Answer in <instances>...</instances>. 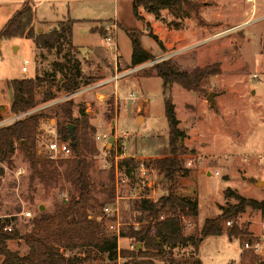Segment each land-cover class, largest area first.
<instances>
[{"label":"rangeland","instance_id":"obj_1","mask_svg":"<svg viewBox=\"0 0 264 264\" xmlns=\"http://www.w3.org/2000/svg\"><path fill=\"white\" fill-rule=\"evenodd\" d=\"M23 2L24 0L21 1ZM130 3L129 0L41 2L37 11V19L41 22L35 23L37 32L49 33L60 23L66 25L69 20L61 21L67 17L75 21V43L85 45V48H79V53L82 59L88 61L82 66L84 75L81 87L78 91L67 94L57 86L63 82V75L56 70L54 64L66 63L63 57L72 53L67 46L58 55L54 50L39 51L32 40H3L0 43L2 106L6 107L11 101L9 91L2 93L7 80L35 77L46 80L37 94V113L46 116L40 123L37 151L44 149L45 144L53 139L51 131L61 137L55 117L59 106L71 103L74 119H80V112L83 110L85 119L93 128L88 139L96 148V156L90 159L93 162L90 181L92 196L99 205L97 204L93 214L100 219L97 222L102 224L108 237H113L109 230L112 224L120 223V231L127 226H134L135 230L139 228L138 224H133L136 215L132 214L136 197L138 199L150 195L152 201H156L166 193L163 178L156 170L146 168L145 165L169 155V130L164 104L166 98L172 100L179 120V130L182 133L177 138L181 148L179 158L183 168L188 170L185 178L178 177L181 188L179 192L197 201L199 228L207 219L218 216L221 207L235 204L234 199H225L224 192L227 190L236 191L246 199L264 201V80H252V75L262 72L264 67V20H261L264 16V1L258 3L253 18L256 21L246 25L245 22L251 18L248 14L250 6L243 0H218L208 4L196 2L200 6L199 21L194 18L176 19L167 10H161L155 16L144 7L138 9L136 18ZM18 4L17 1L0 2V31L9 21L14 6ZM115 17L121 25L117 39L121 54L118 73L142 68L116 83L93 88L100 82L110 80L115 72L105 76L96 72L98 68H103L99 64L95 69L93 51L86 49V46L97 42L102 47V43L98 37L91 39L90 29ZM149 29L162 36L165 43L170 44L169 49L160 50L155 46L148 36ZM133 30L142 34L141 45L145 51L153 54L156 52L155 61L134 68L127 63L131 56L127 31ZM100 36L104 39V30ZM104 45L107 46L105 42ZM107 49L112 54V50ZM164 60H170L182 72L191 73L195 69L210 67L218 69L219 73L207 78L197 92H188L173 85L165 96L162 80L153 71V66ZM22 68H26V73L22 72ZM53 80L57 83L52 89L55 99L44 102L45 93L52 88L49 82ZM132 93L135 101L130 100ZM210 93L215 94L213 107L207 101ZM56 101L58 103L55 104ZM6 109L0 122H7V125L15 116L10 113L9 108ZM113 130L112 144L109 139L108 142L96 139L101 135H108L110 138ZM115 145L118 150L125 152L124 160L139 162L133 178L129 176L125 184L121 183L123 178L120 174L117 176L113 168L111 158L114 156ZM108 150L111 151L107 155L109 157L106 156ZM17 151L11 165L0 162V168L4 170L0 180V220L18 236L16 240L7 241L8 250L24 257L28 253L25 236L32 230V220L39 213L52 214L59 210L64 201L72 196L73 190L63 178L59 179L57 185L48 187L38 179H32L33 173L26 154L21 149ZM38 156L50 159L47 151ZM73 159L74 154L69 159L50 160L58 165L59 162H70ZM141 164H144L143 170L146 171L144 175L139 172L142 170ZM63 170L58 165V171ZM19 171L22 173L19 174ZM149 182L153 184L154 195L147 187ZM119 198V206H115ZM121 205L129 209V213L124 209L126 213L122 216L123 219H119ZM115 207L118 214L105 215V208ZM24 211H30L32 217L24 218ZM233 222L244 230V235L232 241L226 235L207 237L198 252L202 264H239L242 253L255 256L257 264L264 263V213L247 209L242 216L230 221L231 226ZM225 227L228 228L227 223ZM195 230L196 227L189 223L185 234L193 235ZM255 242L260 245L258 254L245 249L247 243ZM120 245L124 248L126 243L122 241ZM76 253L67 255L74 256ZM195 253L193 248L178 249L172 252L171 258L174 264H191L195 261ZM93 257L98 264H107L106 255L94 253ZM2 262L3 258L0 256V264ZM156 264L164 263L157 261Z\"/></svg>","mask_w":264,"mask_h":264},{"label":"trees","instance_id":"obj_2","mask_svg":"<svg viewBox=\"0 0 264 264\" xmlns=\"http://www.w3.org/2000/svg\"><path fill=\"white\" fill-rule=\"evenodd\" d=\"M140 7H144L155 16L161 10H167L176 19L194 18L199 21L201 17L199 4L190 0H134L133 12L136 18ZM33 20V6L24 3L0 31V43L3 40L28 39L34 42L38 50H54L61 55L64 46H67L72 53L76 51L72 45V21L69 20L66 25L60 23L49 33H38ZM127 36L132 51L131 67L156 60L142 48L141 33L134 30L127 31ZM148 36L161 49L163 48L150 30ZM72 53L63 57L65 64H54L56 70L63 75V82L61 81L57 86L67 94L78 91L82 84L81 64ZM153 71L162 80L165 96L173 85H178L188 92H197L201 90L202 83L207 78L219 73L218 69L210 67L195 69L191 73L182 72L170 60L155 64ZM45 83L46 80L39 77L8 82L7 86L13 92L10 113L18 117L35 110L38 107V90ZM49 83L52 88L45 93L44 102L55 99L52 89L57 83L54 80ZM164 104L169 130V155L147 162L145 165L146 168L156 170L163 178L166 193L156 201L140 199L133 202L132 211L136 215L135 224H138L139 228L135 230L134 226H127L120 231V238L129 239L135 245L134 250L119 252L123 260L122 264H156L157 261L174 264L171 258L174 249L191 244L198 253L201 241L207 237L226 235L229 239L238 238L244 235V230L235 222L226 228V223L236 220L247 209L264 213V201L246 199L236 191L227 190L224 192L225 199H234L235 204L226 208L221 207L218 216L207 219L203 227L196 230L194 235L185 236V229L189 223L197 225L198 203L195 199L183 196L179 192L181 188L178 177L185 178L188 175V170L183 168L179 158L181 148L178 146L177 138L182 136V133L179 130V120L172 100L166 98ZM45 117L41 113H35L0 127V162L11 165L16 150L21 149L29 160L32 179L34 177L48 187L57 185L59 179L63 178L72 187L73 194L56 212L39 213L32 220V230L25 236L28 253L24 257L8 250L7 241L16 240L18 236L13 232H5L4 228L7 225L0 220L2 264H98L93 257L94 253L106 255L107 264H117L118 238L106 236L102 224L97 222V216L93 214L98 204L92 196L90 181V172L93 170V162L90 159L96 156V148L88 139L89 132L93 131V128L85 119L83 110L80 112L81 118L74 119L71 103L58 107L55 117L60 140L67 143L74 154L72 161L59 162L58 165L64 168L63 172H60L55 161L38 156L37 137L40 123ZM71 124L74 125L73 142L68 129V125ZM24 142L27 143V147ZM138 165L139 162L124 160L119 163V168L125 175L133 178ZM3 175L4 170L0 168V180ZM74 252H77L74 256L67 255ZM193 264H201V262L196 258ZM240 264H257V260L252 254L242 253Z\"/></svg>","mask_w":264,"mask_h":264},{"label":"built area","instance_id":"obj_3","mask_svg":"<svg viewBox=\"0 0 264 264\" xmlns=\"http://www.w3.org/2000/svg\"><path fill=\"white\" fill-rule=\"evenodd\" d=\"M193 1L201 3V4H208V3L217 2L218 0H193ZM243 1L250 6V9L248 10V14L251 15V18L245 22V25H246L248 23L256 21L253 18L255 16L256 12H257L258 3L261 2V1H264V0H243ZM261 20H264V16L262 17ZM116 32H117V27L114 24H108L107 26L104 27V33H105L104 42L106 43L107 47L112 50V56H113L114 62H115V73H114V76L110 80H106V81L100 82L99 84H97L93 88H96V87L99 88V87L105 86V85H107L109 83H113V82L116 83L118 80H121L123 78H126V77L130 76L131 74L136 73L137 71H139L142 68V67L134 68V69H131V70L126 71L124 73H120V74L118 73L117 69H118V64H119V61H118V59H119V50H118V46H117V42H116ZM22 72H26V68H22ZM261 79L264 80V67L262 69V72H260V73L259 72H255L252 75V80L255 81V82H258ZM130 100L131 101H135L134 93L131 94ZM57 101L55 102V104L60 102L61 100L58 101V102ZM37 112H38V110L35 109V110L31 111V112H28L26 114H23V115H20L18 117H15L12 120H10L8 122V124L13 122V121H15V120L21 119V118H23V117H25L27 115L35 114ZM6 123H1L0 122V127L6 125ZM51 133L53 134V139L50 141V143L47 146V152L50 154V159L58 160V159H69V158H71L72 155H73L71 147L67 143L62 142L60 140L59 135L57 133H55L54 131H51ZM96 139L98 141L108 142L109 136L108 135H101V136H97ZM110 152L111 151L108 150V152L106 153V156L109 155ZM113 154H114V156L111 159H113V164H114L113 168L115 170V174L117 176H118V174H120V176L123 178L121 180V183L125 184L127 182L128 178H129V176L125 175L123 172L119 171L120 169H119V166H118V164L121 161L124 160L125 152L122 149L118 150V147L115 145L114 148H113ZM107 157H109V156H107ZM140 167L142 168V170L144 169L143 164H141ZM18 173L21 174L22 171H19ZM215 175L218 176V173H216ZM118 186H119V184H118ZM104 212H105L106 216L115 215V214L118 213V209H117V207L112 208V209L105 208ZM22 216L24 218H26V219H30L32 217V214L30 213V211H24L22 213ZM227 226L230 227L231 223L230 222L227 223ZM119 227H120L119 225H115V224H112V225L109 226V230L118 239H119V235H120V228ZM4 231L10 233L13 230L9 226H6L4 228ZM134 249H135V245L131 244L130 250H134ZM245 249L250 250V251H252L255 254H258L260 252V245H259L258 242H255V243H252V244H248L247 243L245 245ZM121 261H122V259L120 257L119 252H118L117 264H121Z\"/></svg>","mask_w":264,"mask_h":264},{"label":"crops","instance_id":"obj_4","mask_svg":"<svg viewBox=\"0 0 264 264\" xmlns=\"http://www.w3.org/2000/svg\"><path fill=\"white\" fill-rule=\"evenodd\" d=\"M4 1H6V2H11V1H17V2H19V4L17 5V6H14V8H13V10H12V12L10 13V18H9V20L11 19V17L14 15V13L16 12V11H18V10H20L21 9V7L23 6V4L24 3H30L32 6H33V8H34V20H33V24H34V26H35V23L37 22V21H39L38 19H37V11H38V7H39V5H40V3L41 2H44V1H52V0H24V2L23 3H21V1H23V0H0V2H4ZM27 1V2H26ZM33 2V3H31V2ZM113 1H115V2H117L118 0H113ZM131 3H130V7L133 9V1L134 0H129ZM54 8V7H53ZM65 20H70V21H72L73 22V26H72V45H73V47L75 48V52H73L72 53V55H74V57L80 62V64H81V77H83V69H82V66H83V64L85 63V61H87V60H84V59H82L81 57H80V53H79V48H85V47H83V46H85V45H77L76 43H75V37H74V34H73V28H74V24H75V21L74 20H71L69 17H67L66 19H64V20H62L61 22H63V21H65ZM39 22H41V21H39ZM113 22V23H112ZM149 22L150 23H152V21L151 20H149ZM108 24H114L116 27H117V32H116V42H117V39H118V33H119V31H121L120 29V22H119V19L118 18H114V19H112V20H110L109 22H105V23H100V24H98L97 26H95V27H93V28H91L90 29V37H91V39L94 37H98V38H100L101 39V43H102V47H99L98 46V44H97V42H94V44L92 45L91 43H90V45H87L86 46V49H89L90 48V50L91 51H93L92 52V55H93V58L95 59V64H96V66H95V69H97V67H98V65L100 64L101 65V67L103 68V69H99L98 68V70H96V72L99 74V75H107V74H110V73H112V71H114L115 72V62H114V58H113V56H112V54H111V52L109 51L108 52V49H107V46H105L104 45V39H102V37L100 36V34L102 33V31L104 30V27L105 26H107ZM152 27H154L155 28V26L152 24ZM120 28V29H119ZM149 28H150V26H149ZM157 38H158V40H159V42H160V44H161V46L163 47L162 49L159 47V45L157 44V43H155L153 40V42L155 43V46H157L160 50H165V48L166 49H169V47H170V44H167V43H165V41L162 39V36H160L159 34H156V33H154L151 29H149ZM38 33H39V31H38ZM151 39V38H150ZM106 44V43H105ZM117 46H118V44H117ZM156 48V47H155ZM119 50V49H118ZM40 51V50H39ZM132 52V51H131ZM146 52H148V51H146ZM149 54H151L152 56H154V57H157L156 56V52H155V54H153V53H150V52H148ZM119 55H121L120 53H119ZM84 60V61H83ZM88 62V61H87ZM89 62H92L93 63V60H90ZM127 63H131V56H130V60L127 62ZM95 71V70H94ZM26 73V72H25ZM35 75H36V68H35ZM83 79V78H82ZM124 79V78H123ZM17 80H23V79H17ZM122 80V79H121ZM10 81H13V80H7L6 82H5V88H4V90L2 91V93H4V91H9V94L11 93V101H9V103H7L8 105L6 106V108H9L10 109V106H11V102H12V97H13V92H12V90L11 89H9L8 88V86H7V83L8 82H10ZM119 81V80H118ZM115 90H116V88H115ZM1 97H2V95L0 96V106H2V104H3V101H2V99H1ZM7 110V109H6ZM6 112V111H5ZM4 114V113H3ZM2 114V115H3ZM40 143V142H39ZM40 145H41V143H40ZM47 146H48V144H45V146H44V149H39L38 150V154H41V153H43V151H47ZM18 153V151L16 150V154ZM15 154V155H16ZM140 170V169H139ZM141 174H145V172L146 171H144V170H140L139 171ZM139 173V174H140ZM147 187L149 188V190H150V192H151V194H155V191H154V189H153V184L151 183V182H149L148 184H147ZM143 197H145V199L146 200H151L152 201V197L150 196V195H145V196H143ZM143 197H140V198H138L137 199V197L135 198V200H139V199H142ZM121 199H123V198H121ZM144 199V198H143ZM119 200H120V198L118 199V200H116L115 202V206L116 205H118L119 206ZM121 201V200H120ZM129 213V209H128V207L127 208H125V207H122V205H121V207H120V214H119V219L123 216V215H125V210ZM124 211V212H123ZM118 214V213H117ZM132 214H135L134 212L132 213ZM115 216V215H114ZM124 217V216H123ZM123 217H122V219H123ZM98 217H96V220L97 221H100V219H97ZM135 223V221L133 222V224ZM116 225H121L120 223H117ZM191 225V224H190ZM204 225V224H203ZM109 226V225H108ZM195 227H196V230H200L202 227H200L199 228V226H198V220H197V225H194ZM187 228V227H186ZM195 230V231H196ZM194 235V234H193ZM114 236V235H113ZM185 236L186 237H189V236H192V235H188V234H185ZM234 238H232V239H230V241H232ZM206 239H204L203 241H201V243H200V245H199V248H200V246H201V244L205 241ZM122 241H124L125 243H126V245H125V247L123 248L121 245H120V242H122ZM131 244H133V243H131V240H129V239H124V238H120L119 237V239H118V252H120V251H124V250H129L130 249V246H131ZM189 248H193L194 249V251H195V248L191 245V244H188L187 246H185V247H183V248H177V249H174V250H178V249H189ZM199 248H198V252H199ZM173 250V251H174ZM172 251V252H173ZM193 251V250H192ZM196 254V258H198V253H195ZM195 258V259H196ZM199 259V258H198ZM200 260V259H199ZM200 262H201V260H200ZM123 263V260L121 261V264ZM191 264H193V263H191ZM201 264H202V262H201ZM230 264H235V263H230ZM240 264V263H239Z\"/></svg>","mask_w":264,"mask_h":264},{"label":"water","instance_id":"obj_5","mask_svg":"<svg viewBox=\"0 0 264 264\" xmlns=\"http://www.w3.org/2000/svg\"><path fill=\"white\" fill-rule=\"evenodd\" d=\"M207 101L209 102L210 106L213 107L214 103H215V94L214 93H210L208 95V97H207ZM4 111H6V107L0 106V120L2 119V114L4 113ZM68 129H69V133L71 134V141L73 142V139H74V137L72 135L73 127L69 126ZM113 134H114V130L112 131V136L109 138V143L110 144H112L114 142ZM23 144L27 147V143L26 142H24ZM40 210H42V208H40ZM139 248H140V246H139Z\"/></svg>","mask_w":264,"mask_h":264}]
</instances>
